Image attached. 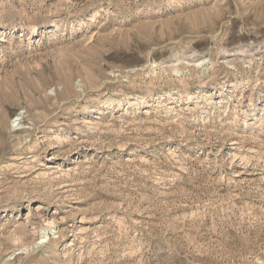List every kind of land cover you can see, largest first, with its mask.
Wrapping results in <instances>:
<instances>
[{
    "label": "rangeland",
    "instance_id": "374dc122",
    "mask_svg": "<svg viewBox=\"0 0 264 264\" xmlns=\"http://www.w3.org/2000/svg\"><path fill=\"white\" fill-rule=\"evenodd\" d=\"M0 264H264V0H0Z\"/></svg>",
    "mask_w": 264,
    "mask_h": 264
},
{
    "label": "bare ground",
    "instance_id": "6f19581e",
    "mask_svg": "<svg viewBox=\"0 0 264 264\" xmlns=\"http://www.w3.org/2000/svg\"><path fill=\"white\" fill-rule=\"evenodd\" d=\"M21 119H22V118L20 117V113H19V114H17V115L15 116L13 122L19 121V120H21ZM18 124H19V123H18Z\"/></svg>",
    "mask_w": 264,
    "mask_h": 264
}]
</instances>
